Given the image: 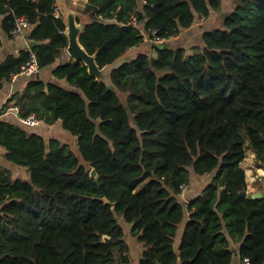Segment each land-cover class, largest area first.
Returning a JSON list of instances; mask_svg holds the SVG:
<instances>
[{
    "label": "trees",
    "instance_id": "obj_1",
    "mask_svg": "<svg viewBox=\"0 0 264 264\" xmlns=\"http://www.w3.org/2000/svg\"><path fill=\"white\" fill-rule=\"evenodd\" d=\"M56 1L0 0L10 37L15 16L30 22L40 69L68 47ZM222 3L89 0L80 41L101 68L141 47L143 33L153 53L114 71L117 93L70 59L53 71L68 88L31 81L10 100L19 116L61 122L77 145L0 121L6 161L29 175L15 179L0 163V264H129L124 224L144 245L140 264H232L230 239L241 257L264 264V199L241 196L246 144L264 167V0H238L221 27L203 33V46L169 43ZM30 59L23 50L0 64V90ZM193 176L212 178L186 206Z\"/></svg>",
    "mask_w": 264,
    "mask_h": 264
},
{
    "label": "crops",
    "instance_id": "obj_2",
    "mask_svg": "<svg viewBox=\"0 0 264 264\" xmlns=\"http://www.w3.org/2000/svg\"><path fill=\"white\" fill-rule=\"evenodd\" d=\"M89 3V0H57L56 4L60 7L63 16H64V10L68 9L70 11H74L82 15L87 22L89 23V18L87 15L83 14V11L86 7V5ZM3 8L0 6V64L4 62L8 57L10 56H18L19 53L23 50H29L31 49V45L35 43H31L27 39L28 33L32 30V26H29L23 35V37L15 39L13 37H10L8 33H6L3 29V21L6 17V15L3 13ZM216 16L212 14L208 19H198L195 22V25H193L190 29L187 31L182 32L179 36L172 38L169 43L174 48H184L187 49L191 48L193 45L196 46H203L202 41V35L204 32L212 30L214 28H217L216 26H220L222 24L221 21L218 19H215ZM64 19V18H63ZM177 41V45L173 46L172 42ZM187 44V45H185ZM143 47V45H141ZM138 48V47H137ZM137 48L131 49L130 51H135ZM71 58L67 54L66 50H64V53L62 54V57L56 61L54 65L51 67L45 68V69H39L37 72H35L31 76H21V75H15L11 78L9 82L4 83L3 88L0 90V121L5 122H11L15 125H23L19 121V107L16 104L17 99L10 101L18 92L22 93L29 82L31 81H41L45 84H57L62 87L68 88V83L65 80H59L53 75V71L57 66H59L61 63H65L69 61ZM28 99L24 100V103L27 102ZM24 129H26L30 133L38 134L42 136L47 142L51 139H57L63 144L70 143L71 147L74 149L77 145V139L75 137L66 136L64 132H67L63 127L61 122H57L53 125H47L43 122H40L38 126H24ZM64 131V132H63ZM68 135H70L67 132ZM68 140V141H65ZM5 149L0 146V163L7 169H10V171L13 174V177L15 179H28L29 175L26 170V168L16 166L12 163H9L5 159ZM253 154V153H252ZM253 158V155L251 156ZM264 170V167H260ZM245 171H248V169H245ZM261 176H257L256 180L253 181V179H249L248 176H246V182H247V193L248 194H256V193H264V172L263 174H260ZM252 177V176H251ZM211 176H206L202 178H198L193 176L191 185L186 188L184 191L181 201L187 206L189 201L197 195V193H200V191L210 182ZM250 181H253V183L257 184L256 187L251 186V190L249 188ZM190 220V215L186 211V215L184 217V220L182 224H180L177 236L175 239V248L177 252L180 250L182 238L184 235V231L186 228V225L188 221ZM124 224V223H123ZM124 227L126 229L125 231V239L129 246V253L131 257V261L129 264H140V261L142 259L143 253H144V245L139 242L138 237L134 236L132 233V229L130 225L124 224ZM232 250L235 254V260L234 263L238 262L240 258H242L239 254V249L241 242L238 243L232 239H230ZM236 251V253H235Z\"/></svg>",
    "mask_w": 264,
    "mask_h": 264
},
{
    "label": "water",
    "instance_id": "obj_3",
    "mask_svg": "<svg viewBox=\"0 0 264 264\" xmlns=\"http://www.w3.org/2000/svg\"><path fill=\"white\" fill-rule=\"evenodd\" d=\"M64 22L66 24L65 35L68 40V47L66 48L67 54L74 61H82L87 66L88 73L91 77L99 82H103L109 90L117 93L118 91L112 80L114 71L120 69L126 63L137 60L140 55L144 54L142 47H138L135 51L127 52L112 64L101 68L97 63V54H90L80 41V37L88 24L87 20L79 13L65 9ZM32 45L34 46L35 44ZM159 47L162 48L164 46L159 45ZM165 48H168V46H165ZM91 177L97 178L95 169L92 170ZM241 196L249 199H264V193L248 194L245 191ZM104 201L113 205L107 199H104Z\"/></svg>",
    "mask_w": 264,
    "mask_h": 264
},
{
    "label": "built area",
    "instance_id": "obj_4",
    "mask_svg": "<svg viewBox=\"0 0 264 264\" xmlns=\"http://www.w3.org/2000/svg\"><path fill=\"white\" fill-rule=\"evenodd\" d=\"M52 15L55 16L56 18H64L60 7L57 5L54 6L53 11H52ZM14 22H15L14 28L11 32L12 37L15 39L23 37L25 30L30 26V22L28 21V19L26 17H23V16H15ZM131 23L134 26H137L138 28L141 29V24L137 21L136 18L132 17ZM155 33L156 32H154V34ZM143 34L145 35L144 42H150L151 40L149 39V37L145 33H143ZM163 42H164L163 40H156L155 41V43H157V44H162ZM30 55H31L30 61L23 67L21 73L19 74L21 76L23 75V76L29 77L40 69L39 65H38L37 57H36L35 53H33L31 51V49H30ZM19 121L23 125L28 126V127L38 126L40 124V121L36 118L35 114H32L29 117L19 116ZM184 189H186V187H184L183 190ZM232 264H252V261L249 257H242V258H240V260L238 262L232 263Z\"/></svg>",
    "mask_w": 264,
    "mask_h": 264
},
{
    "label": "rangeland",
    "instance_id": "obj_5",
    "mask_svg": "<svg viewBox=\"0 0 264 264\" xmlns=\"http://www.w3.org/2000/svg\"><path fill=\"white\" fill-rule=\"evenodd\" d=\"M237 2H238V0H223V3H222V7H221V10L219 11V12H214V15L216 16V18L215 19H218L219 18V20L221 21V23L220 24H222L223 23V20H224V18L226 17V15H228V14H230L231 12H232V10L235 8V6L237 5ZM222 25H218V26H216L217 28L218 27H221ZM172 44H173V46H176L177 45V41H173L172 42ZM185 45H187V44H185ZM193 46H196V45H193ZM192 46V47H193ZM142 49H143V51H144V53H150V54H152L153 52H152V48H151V43L150 42H144L143 43V47H142ZM129 52V51H128ZM64 132V131H63ZM65 134H66V136H70V137H72V135L70 134V135H68L67 134V132H64ZM74 137V136H73ZM65 141H68V140H65L64 139V142ZM68 146H70L71 147V144L70 143H68ZM253 153V154H252ZM253 155V158H251V156ZM261 163H260V161H258V159L256 158V154L249 148V147H247V144H246V158H245V160L242 162V164H241V167L245 170V169H248V170H250L251 171V178L253 179V181L254 180H256V181H258L257 179H258V177L257 176H261L260 174L262 173L263 174V172H264V170H263V172H260V167H261V165H260ZM246 172V176H248L247 175V171H245ZM256 177H257V179H256ZM253 181H250V184H249V188H250V190H251V186H253V187H256L255 185L257 184V182L256 183H253ZM143 186V184L140 186V188Z\"/></svg>",
    "mask_w": 264,
    "mask_h": 264
}]
</instances>
